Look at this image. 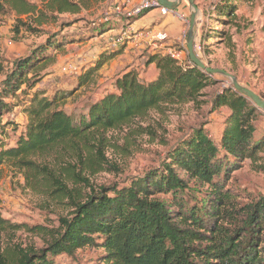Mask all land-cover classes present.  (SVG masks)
<instances>
[{
    "label": "trees",
    "instance_id": "trees-1",
    "mask_svg": "<svg viewBox=\"0 0 264 264\" xmlns=\"http://www.w3.org/2000/svg\"><path fill=\"white\" fill-rule=\"evenodd\" d=\"M93 1L40 0L38 4L0 0V10L8 6L27 30L35 31L32 24L43 25L60 14L79 13ZM238 1L219 0L212 13L216 16L214 21L233 23ZM23 16L28 23L22 21ZM56 44L49 40L36 63L35 57L18 61L16 68L6 74L0 92L1 126L9 124L3 123V112L9 108L5 99L19 91L31 96L23 107L27 116L24 130L15 146L1 148L0 165L19 162L36 179L51 175L47 167L32 161L37 156L59 146L79 145L82 140L88 145L87 138L93 134L128 125L151 110L189 102L200 106L204 103V89L215 83L211 74L190 59L183 65L169 54L155 53L148 63L155 64L156 78L143 82L137 71H127L117 78L112 90L91 101L84 112L69 114L62 108L69 92L53 97L39 90L30 93L38 81L29 72L36 69L41 56L48 63L54 61L50 50L58 48ZM120 52L103 55L81 74L79 84L92 82L106 61ZM213 106L227 107L229 111L220 139L215 141L202 127L195 129L158 168L133 179L129 185L102 187L74 200V193L56 181V198L73 199L74 209L49 234L45 248L18 247L13 254L6 253L2 233L26 225L0 217V264H55L53 257L74 255L87 247H101L106 264H264V196L244 203L229 186L233 173L246 160L264 172L260 157L264 135L256 125L261 111L233 87L218 93ZM102 155L100 151L98 161L89 158L87 166L95 171L104 168ZM77 177L75 185L84 181V177ZM191 182L201 188L200 196L192 192ZM26 228L34 233L46 232L37 225Z\"/></svg>",
    "mask_w": 264,
    "mask_h": 264
},
{
    "label": "rangeland",
    "instance_id": "rangeland-1",
    "mask_svg": "<svg viewBox=\"0 0 264 264\" xmlns=\"http://www.w3.org/2000/svg\"><path fill=\"white\" fill-rule=\"evenodd\" d=\"M28 1L40 4V0ZM139 1L94 0L79 13L60 14L43 25L32 24L35 31L27 30L15 12L5 6L0 10V65L3 67L0 92L6 74L16 68L17 62L35 57L33 61L36 63L42 47L47 46L49 40H54L59 46L50 50L55 59L48 63L40 57L38 61H42L29 72L38 81L30 93L39 90L53 97L69 92L70 96L62 102V108L69 114L84 112L91 101L112 90L117 78L127 71H137L142 81L150 79L155 75L156 67L149 64L148 59L158 53L162 44L137 38L136 34L144 29H156L160 18L148 16L154 9L129 15ZM218 1H201L204 11L200 10L198 15L199 30L195 41H201L204 51L199 53V57L209 66L230 72L243 85L264 95V0H239L233 23L214 21L216 16L212 13ZM183 2L188 4L186 0ZM21 19L28 23L24 16ZM188 29L186 24L182 43L176 46L184 44L187 47ZM163 30L166 31L165 28ZM216 30L219 33L216 34ZM171 42L175 45L174 41ZM61 45L64 48H60ZM114 50L122 52L106 61L92 82L80 85L81 74ZM212 76L215 83L204 89L201 97L204 103L200 106L189 102L151 110L128 125L93 134L87 138L88 145L86 140H82L78 141L79 145L59 146L32 160L47 167L51 175L36 179L32 171L19 162L6 161L0 165V217L13 224L26 225L17 231L2 233L6 253L13 254L18 247L45 248L50 240L49 234L58 229L61 218L71 215L74 209L72 201L102 187L129 185L133 179L158 168L168 153L190 137L195 129L202 127L217 141L229 111L227 107L215 108L213 99L233 84L222 74ZM30 97L19 91L14 97L5 99L9 108L3 112V123L9 124L0 125V150L17 143L27 121L23 107ZM260 111L256 125L264 135V112ZM100 151L104 168L95 171L87 166V161L89 158L98 161ZM260 157L264 162V150ZM77 176L84 177V181L75 185ZM56 181H61L74 193V200L56 198L59 189ZM229 186L241 195L244 203L264 196V172L256 170L251 161L246 160L233 173ZM190 187L194 194L201 195L199 186L191 182ZM195 187L200 191L193 189ZM36 225L44 227L46 232L39 234L26 230L27 226ZM102 254L101 247H87L74 255L61 254L53 259L55 264H106Z\"/></svg>",
    "mask_w": 264,
    "mask_h": 264
},
{
    "label": "water",
    "instance_id": "water-1",
    "mask_svg": "<svg viewBox=\"0 0 264 264\" xmlns=\"http://www.w3.org/2000/svg\"><path fill=\"white\" fill-rule=\"evenodd\" d=\"M160 4L170 11L179 7L183 0H158ZM191 8L190 24L187 32V48L190 60L205 72L213 74H222L229 77L232 80L233 88L240 94L247 97L258 109L264 112V98L251 88L243 85L236 76L230 72L221 69L213 68L209 64L205 63L202 58L199 57L195 51V38L199 30L198 15L200 12L199 6L195 3V0H186Z\"/></svg>",
    "mask_w": 264,
    "mask_h": 264
},
{
    "label": "built area",
    "instance_id": "built-area-1",
    "mask_svg": "<svg viewBox=\"0 0 264 264\" xmlns=\"http://www.w3.org/2000/svg\"><path fill=\"white\" fill-rule=\"evenodd\" d=\"M147 9H159L162 15H166L169 12H175V10L170 11L166 7L162 6L158 0H140L129 15H137L143 13ZM179 17L184 20L185 24H190L189 17H185L181 13H176ZM168 33L162 29H144L137 32V38L149 39L156 44L157 42L163 43L168 39ZM195 51L199 55L200 52L204 51V47L201 41H195ZM173 58H175L180 64H185L188 61V48L182 44L181 47H171L168 53Z\"/></svg>",
    "mask_w": 264,
    "mask_h": 264
},
{
    "label": "crops",
    "instance_id": "crops-1",
    "mask_svg": "<svg viewBox=\"0 0 264 264\" xmlns=\"http://www.w3.org/2000/svg\"><path fill=\"white\" fill-rule=\"evenodd\" d=\"M201 1L203 2L206 0H196V3L198 4L200 10L204 11V7L201 6V4H204V3H202ZM153 11L154 12L148 13V16L149 17L157 16L160 18L159 24H157L156 29L162 28V30H163L165 28L166 32L169 34L168 39L166 41H164L163 43H161L162 45L160 46L158 53L159 54H167L169 51V48H171V46L172 47H178V45L176 46V44L182 43L181 42L182 35L184 34L185 29H186V24H185L184 20H182L179 17V15H177L176 13H181L182 15H184L185 17H189V19H190L191 8H190L189 4L182 1V3L179 5V7L175 9V12H169L166 15H162L159 9H154ZM179 32H181L180 33L181 35L179 34ZM171 38H172V40H171ZM171 41H174L175 45H172L173 43ZM164 43L166 44V46H164ZM157 75H158V70L156 68L155 75H153L150 79L143 81V82H149V81L153 80L154 78H156ZM228 115H229V113H228ZM224 122L221 125V132L219 134L218 139H220V137L222 135V132L224 129Z\"/></svg>",
    "mask_w": 264,
    "mask_h": 264
}]
</instances>
